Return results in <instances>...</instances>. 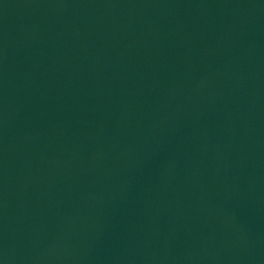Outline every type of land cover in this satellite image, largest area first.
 <instances>
[{
    "label": "water",
    "instance_id": "water-1",
    "mask_svg": "<svg viewBox=\"0 0 264 264\" xmlns=\"http://www.w3.org/2000/svg\"><path fill=\"white\" fill-rule=\"evenodd\" d=\"M0 264H264V0H0Z\"/></svg>",
    "mask_w": 264,
    "mask_h": 264
}]
</instances>
